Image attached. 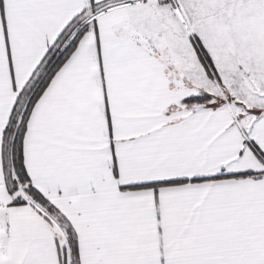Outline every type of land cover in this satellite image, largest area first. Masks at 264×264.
Masks as SVG:
<instances>
[{
	"label": "snow or ice",
	"instance_id": "1",
	"mask_svg": "<svg viewBox=\"0 0 264 264\" xmlns=\"http://www.w3.org/2000/svg\"><path fill=\"white\" fill-rule=\"evenodd\" d=\"M0 264H264V0H0Z\"/></svg>",
	"mask_w": 264,
	"mask_h": 264
}]
</instances>
